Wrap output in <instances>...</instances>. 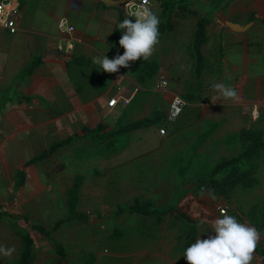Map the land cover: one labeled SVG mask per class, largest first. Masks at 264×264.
I'll return each instance as SVG.
<instances>
[{
    "label": "crops",
    "instance_id": "obj_1",
    "mask_svg": "<svg viewBox=\"0 0 264 264\" xmlns=\"http://www.w3.org/2000/svg\"><path fill=\"white\" fill-rule=\"evenodd\" d=\"M152 1V11L160 20L165 19L159 27L167 24L165 4L172 2V27L159 31L161 38L155 48L157 53L147 60L155 65V74L140 79V60L130 62L129 68L121 67L118 73L112 74L104 72L93 62L94 57L107 55L112 59L124 53L119 44L111 43V36L120 20L129 18L122 6H106L100 0H12L13 5L22 12L18 30L12 34L0 28V246L14 248L8 257L13 261L12 264L20 260L22 237L26 232L33 240L34 256L30 264H60L57 244L63 249L68 264H88L90 258L93 264H116L120 256L124 257V264H187L182 250L196 240L195 225L198 222L210 224L208 227L212 230L213 217L222 218L210 203L209 208L203 204L200 213L202 219L197 220L192 217L191 205L186 200L179 202L178 209L166 213L159 223L154 215L137 212L117 215L118 207L130 205L138 198L149 201L156 209L172 207L154 204L151 198L144 199L139 195L131 203L115 206L113 223L109 218L107 222L105 219L96 221L92 218L99 213L103 216L104 208L101 210L99 205V212H95L90 219L80 203L81 188L88 178L84 173H58L42 202L44 209L40 211L41 204L37 198L31 199L26 192L34 182L33 175L44 177L43 167L49 161L54 162L58 154L65 162L71 161L73 151H76V164L83 167L87 165L83 152L88 155L94 150L99 153V148L105 150L106 147L108 150L114 145L117 136H110L104 143L90 138L75 139L48 159L29 166L24 185L16 189L19 170L29 160L52 144L81 136L85 129H96L99 124L105 125L103 132L113 133L127 124L158 115L157 122L128 134V139L120 143L121 148L113 147L105 151L107 154L103 159L107 158L110 164L117 154L123 156L131 149L140 153L156 150L155 153L163 156L166 153L165 157H169L166 164L178 175V163L185 159L178 155L183 150L180 148L181 138L185 142L195 138L189 144L192 154L186 158L192 162V167L194 159L198 161L203 158L202 154H196L197 150L213 135L222 133V139L215 142L223 140L227 147L229 136L243 129H260L264 133V0ZM63 17L75 26L73 33L59 30L58 22ZM201 18L208 20L207 40L201 47L203 65L197 70L194 44L197 23ZM164 38L172 39L169 43L171 49L166 55ZM37 59H40L37 66L25 74ZM163 78L168 80L167 89H155L157 82ZM216 82L235 88L238 97H243L244 108L250 107L247 112L251 113V108H255L257 117L245 115L241 108L246 117L243 121L235 109L239 106V99L236 102L217 99L213 103L211 98L220 96L213 88ZM205 86L204 97L202 93ZM175 95H181L187 105L177 120L169 122L166 116ZM121 97L133 98L129 104L119 100L113 107L109 106L112 99ZM161 122L166 127L162 128L166 129L167 135L160 133ZM198 125L201 128L196 130ZM112 140L113 144L107 143ZM78 178L81 181L75 214L73 218L67 219L71 213V189ZM179 184L178 201L185 195L186 199L190 195V199L197 201L198 194L193 190L195 182H183L181 179ZM206 192L214 194L211 190ZM206 192L198 196H204ZM216 196L225 199H217L222 203L220 206L223 203L232 205L228 206V213L225 207L219 206V212L220 208H225L228 215L230 210L238 211L232 195L228 198ZM263 203L248 208L249 214L250 209L256 206V213L249 220L240 212L243 220L237 219L235 215L230 216L249 226L253 222L254 226V221L262 217ZM214 206H217V202ZM32 210H35L33 214ZM31 214L34 218H30ZM129 214H138L134 216L142 221L135 223L138 226H144L146 222L153 225L155 236L151 234L148 237L143 227L133 230L123 227L128 222L127 218L133 216ZM143 218L149 221L145 222ZM21 219L28 221V226L21 224ZM33 220L42 223L35 224ZM59 221L63 222L50 236L32 228L33 225H42L52 230ZM100 224L113 228L107 231L109 238L106 243H99L93 238V234L99 231L98 227L101 229ZM191 225L193 228L189 230ZM153 226L150 228L153 229ZM95 227L96 232L93 229ZM179 227L186 229L187 235L183 240L177 234ZM181 241L185 243L179 246ZM3 261L0 256V264ZM254 261L264 264V261Z\"/></svg>",
    "mask_w": 264,
    "mask_h": 264
},
{
    "label": "rangeland",
    "instance_id": "obj_2",
    "mask_svg": "<svg viewBox=\"0 0 264 264\" xmlns=\"http://www.w3.org/2000/svg\"><path fill=\"white\" fill-rule=\"evenodd\" d=\"M160 1L165 2L168 0H160ZM163 2H161V5L163 4ZM164 20L163 19L160 20L159 25L164 23L165 22ZM160 38L161 37H159V39ZM163 40L165 45L164 54L166 55L167 51L171 49L169 43L172 41V39L164 38ZM156 53L157 51L155 50L153 55H155ZM156 87L157 85H155V89H157ZM164 89L167 88H158L157 90L164 91ZM206 89L207 87L205 86L203 88V93H202L204 94V97L206 95L205 94ZM243 101H244L243 97L239 96V101H238L239 106L236 107L235 109L242 117L243 121H245L246 117L242 114L241 108H243V111L247 116H250V114L252 113L247 112L249 111L250 107L244 108V105L242 104ZM257 108L259 109L260 107L257 106ZM162 127H165V125H162L161 122V128ZM200 128L201 125H198L196 130L197 129L199 130ZM138 131L139 130H134L117 136L114 141V145H111L109 149L113 147L121 148L119 147V145L120 143L128 139V134L136 133ZM239 135H240L239 132L231 134L229 136V140L227 141V145H228L227 147L225 146L223 140H221V142H215L222 139L223 137L222 133L211 136L210 139L206 141L197 150L196 154L198 153L202 154L201 156H203V158L198 161L194 159L192 167L185 174L184 177L185 180L187 182H198L200 180H203L204 178L211 176V172L213 168L212 166L219 159H221L220 157H231L240 154L245 148L246 144L245 141H241ZM191 139H192L191 141H193L195 138H191ZM179 141L181 142L180 148L183 150L179 151L178 155L180 156V158H185L183 161H180L178 163V166L182 168L187 166L189 163V161L186 158L192 154L190 153L189 150V144L191 143V141L189 139V142L188 141L185 142L182 140V138ZM92 147L95 148L96 146H92ZM95 149H97V147ZM99 150H100L99 153L97 150H94L93 152H89L88 155L83 152L84 163L87 162V165H84L83 167H81V165L78 166L75 162L76 151L71 152L72 160L69 162L68 161L65 162L63 160V157L58 154L55 156L54 162L50 163L49 161L47 166L43 167L42 172L45 173L44 177L42 176L40 177L39 174L32 176L33 177L32 179L34 180L35 184L34 182L31 183L26 189V192L27 194H30L31 199L37 198L38 203L41 204L39 205V207H41L40 211L44 209L43 206L44 203L42 202L44 201L50 186H52L53 178L57 176L58 173L60 174L71 173L74 175L76 173H84L85 175H87L88 178L86 180L87 182L81 188L80 203L82 209L85 212H88L90 219L92 218V215L95 212H99L98 211L99 205L101 210L104 208V210L102 211L104 212L103 216L102 215L100 216V214L102 213H99L97 217L92 218V219H96V221H98V219H105V222H107L109 218L113 223L112 212H114L116 208L115 206L119 205L120 203L122 205L131 203L134 200V198L139 195L143 196L144 199L151 198L154 204L157 205L167 204L170 206L172 205L179 207V202L182 203L184 200H186L185 202H189V204L191 205L190 213L192 217L197 220L199 218L202 219L200 213L203 211V207H204L203 204L209 208L211 206L210 205L211 203L213 206V210L216 211V213H218L219 215H221L218 210V207L220 206L219 204L222 203H220V201H217V199H223L224 201L225 199L218 198L214 194H209V192H206L204 196L197 195L196 196L197 201H193V199H190V195L189 196L187 195V199L185 198L186 197L185 195L180 201H178V188L180 187L179 182L181 180V177L178 174H176V171L171 166L166 164V162H168L169 160L168 156L165 157L166 153H164L163 156L162 154L155 153L156 150L154 151L150 149L147 152L140 153L139 151H133L131 149L128 153L124 154L123 156H119V154H117L115 159H112L113 162H110L109 164L107 158L103 159V156L107 154L105 151H108L106 147L105 150L101 148H99ZM196 154L195 156H197ZM22 160L23 159H21V161ZM251 164L256 166L255 178L257 184L255 183L256 185L254 184L255 185L254 187H244L242 185H239L232 194L234 201L233 204H235L237 208L235 207V205L234 207L238 211L230 210V215H235V217H237V219L239 220L240 219L243 220L241 215H243L245 218H247V220H249L251 215L248 214V208H250L255 204L261 205L264 202V150L261 154H258L257 157H252L251 159L246 160L244 164V169L245 167L251 166ZM34 193L37 194L34 196L33 195ZM255 193H257V195H254ZM213 196L215 197V199H212ZM216 202H217V206H214V203ZM228 206L231 207L232 205L228 203L227 204L223 203V205L220 207H225L228 213L229 212ZM4 207L7 208V206ZM34 212L35 210H32V214ZM238 212H240L241 215ZM32 214L30 218H34ZM129 215H133V216H129L127 218L128 222H125L123 224V227H129L128 228L129 230H133V228L139 229L140 227H143V231L147 233L148 237L151 234L155 236V232L153 233L154 226L151 224L148 225V223L146 222L149 221L148 219L146 220V218H143L145 219L146 224H144V226H138L135 223L142 222L141 219H137L134 217L137 216L138 214H129ZM116 217L119 216H115V218ZM215 219L217 218L213 217V220ZM172 220L173 217H171V222ZM32 222L35 224L42 223V221L40 220H33ZM43 222L44 224H47L46 221L43 220ZM27 223L28 221L24 219L21 221V224L25 226H28ZM89 223L90 222L86 224ZM95 223L92 222L91 224H95ZM249 224L253 226V222H250ZM100 225H102L101 229L100 227L97 226L99 231L98 233H96V235L93 234V238L99 241V243H103L102 241L106 243L108 242V238H109V236L107 235V231H109L112 228V226L108 227L103 224ZM205 225L206 223L203 224L200 222H198V224L195 225V231L197 235L196 239L197 238L207 239L208 235H214L212 230L208 227L210 224H207L206 226ZM150 226H153V229H151ZM192 228L193 226L191 225L189 230H192ZM93 229L95 232L97 231L96 227ZM116 230L119 231L118 228H116ZM177 234L180 235V239L183 240L185 238V235H187L186 229L183 227H179V232ZM184 243H185L184 241H181L179 246L183 245ZM258 245L264 247V238L262 237V235H261V239L258 242ZM185 250L186 249L183 248L182 254ZM182 254L180 253V255ZM0 256H2L4 259V261L1 264H12L13 261L9 260L8 258L9 256H5L3 254ZM92 258H94V256H92ZM117 261L119 263L116 262V264H124V257L120 256V259H118ZM91 264H93L92 261ZM102 264H106V263H102ZM252 264H256V262L253 260Z\"/></svg>",
    "mask_w": 264,
    "mask_h": 264
},
{
    "label": "trees",
    "instance_id": "obj_3",
    "mask_svg": "<svg viewBox=\"0 0 264 264\" xmlns=\"http://www.w3.org/2000/svg\"><path fill=\"white\" fill-rule=\"evenodd\" d=\"M125 0H122V3ZM171 6L172 2H166L165 4V14L167 16L168 22L165 25H162L159 27V31L162 32L165 29H170L172 27L170 19H171ZM123 19L120 20V22ZM206 18H201L197 23V33H196V39H195V55L197 58V70H200L203 65V55L201 52V47L203 44H205L207 40L206 36ZM119 22V23H120ZM119 25V24H118ZM115 30L113 35L111 36V43L119 44V40L121 38V32L118 28ZM40 59L35 60L30 67L27 69L25 74H29L35 66L39 63ZM141 62V68H140V79H146L151 77L156 72L155 65L148 62L147 60H140ZM158 115H155L153 118H147L144 120H140L134 123L127 124L123 126L121 129L113 132V133H106L103 132L105 125L99 124L96 129H85L83 134L77 135L75 137H69L63 141L56 142L52 144L48 149L41 152L38 156L32 158L29 160L24 168H21L19 170V177L16 189L20 188L24 185L25 179H26V169L34 164L39 163L40 161H43L45 159H48L51 157L54 153L60 150L63 146L70 144L75 139L82 138H90L98 140L101 143H104L107 141V139L110 136H119L120 134L124 132L133 131L139 128L147 127L155 122L158 121ZM239 138L241 141H245V148L243 151L233 157L229 158H221L219 159L212 167L211 176H208L204 178L203 180H200L198 182H195L193 190L198 194L201 195L207 190H211L214 194L223 196L225 198L230 197L237 186L242 185L244 187H251L256 183L255 173H256V166L251 164L249 167H245L244 164L246 160L251 159L252 157H257L258 154H260L264 150V133L262 130H241ZM108 144H113V140L110 142H107ZM192 162H189L187 166L179 168V176L181 177L182 181H185V174L188 172V170L191 168ZM187 169V170H185ZM80 178L75 182L71 189V198L69 202V209H70V215L67 219L73 218L72 216L75 214V207L78 202V188L80 184ZM203 190V192H202ZM179 207L172 206V207H164L162 209H156L154 208L149 201H141L139 198L135 199L134 202L130 205H127L125 207L120 206L117 210V215H120L125 212H137L145 215H154L156 218V221L159 223L161 221V218L168 213L171 210H176ZM262 217L260 220L254 221V227L263 234L264 236V203L262 205ZM256 213V206L252 207L249 211V215L254 216ZM182 214V213H181ZM185 216V215H182ZM80 218L84 219L83 216H79ZM63 221H59L56 223V225L53 227L52 230H47L42 225H33L32 228L35 230H38L47 236H50L52 231L57 230ZM22 243H23V249L21 252L20 260L16 264H30V262L33 259V240L29 233H25L22 237ZM57 253L61 256V263L60 264H68L65 260L63 249L60 245H56ZM254 259L256 261H264V247L258 245L256 252L254 253ZM88 264H91V260Z\"/></svg>",
    "mask_w": 264,
    "mask_h": 264
},
{
    "label": "clouds",
    "instance_id": "obj_4",
    "mask_svg": "<svg viewBox=\"0 0 264 264\" xmlns=\"http://www.w3.org/2000/svg\"><path fill=\"white\" fill-rule=\"evenodd\" d=\"M128 15L134 18H125L118 25L121 32L119 45L124 53L112 59L107 55L93 58L94 64L104 72L118 73L121 67L129 68L130 62L148 60L159 44L160 19L151 10L149 0H143L141 7ZM63 24L61 21V28ZM213 88L220 93L219 97L211 98L213 103L217 99L232 102L239 99L237 90L222 82L214 83ZM184 106L186 102L174 100L169 110V120L174 121ZM220 214L222 218L212 222L214 235H208L207 239L197 238L184 251L187 264H252L261 235L254 226L240 223L228 215L224 208H220ZM13 252L14 248L0 246V254L10 257Z\"/></svg>",
    "mask_w": 264,
    "mask_h": 264
},
{
    "label": "built area",
    "instance_id": "obj_5",
    "mask_svg": "<svg viewBox=\"0 0 264 264\" xmlns=\"http://www.w3.org/2000/svg\"><path fill=\"white\" fill-rule=\"evenodd\" d=\"M142 3H143V0H125L123 2V5H122V8H123L125 15L129 18H134V17L129 16L128 14L139 9L141 7ZM149 5L151 6V10H153L154 3L152 0H149ZM21 20H22V12L19 8L15 7L13 5L12 0H0V28L8 30L10 33L14 34L18 30V24L20 23ZM61 21L64 22L63 28H61ZM58 28L60 31L67 33V34H71L75 31V26L72 25L69 22V20L67 18H64V17L59 20ZM167 86H168V80L166 78L159 80V82L157 84V88H165ZM211 89H213V88L211 87ZM132 98L133 97H128V98L121 97L119 99L118 98L112 99L109 102V106L113 107L115 104H117L119 102V100H122L124 103L129 104L131 102ZM174 100H178L182 103L186 102L185 99L181 95H175L170 102L169 110H170L171 105H172ZM186 105H187V102H186ZM185 107L186 106H184L182 108L181 113L179 114V116L175 120H177L182 115L183 111L185 110ZM169 110L167 112L166 119L169 122H173V121H170L168 118L169 117ZM251 113H252L253 117H255V118L257 117V109L253 108ZM254 113H255V115H254ZM160 133H161V135H165L166 129L161 128Z\"/></svg>",
    "mask_w": 264,
    "mask_h": 264
},
{
    "label": "water",
    "instance_id": "obj_6",
    "mask_svg": "<svg viewBox=\"0 0 264 264\" xmlns=\"http://www.w3.org/2000/svg\"><path fill=\"white\" fill-rule=\"evenodd\" d=\"M100 1L106 6H112V7H121L122 6V1H120V0H100Z\"/></svg>",
    "mask_w": 264,
    "mask_h": 264
}]
</instances>
